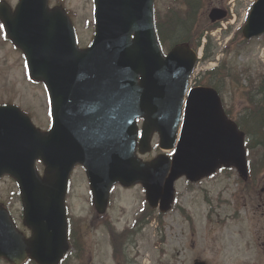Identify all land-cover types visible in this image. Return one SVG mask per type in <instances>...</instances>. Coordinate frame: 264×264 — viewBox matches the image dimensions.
<instances>
[{
    "label": "water",
    "instance_id": "water-1",
    "mask_svg": "<svg viewBox=\"0 0 264 264\" xmlns=\"http://www.w3.org/2000/svg\"><path fill=\"white\" fill-rule=\"evenodd\" d=\"M93 2L95 32L85 49L78 48L61 7L49 9L47 0H19L10 13L0 6L4 29L22 50L29 77L44 83L51 115L49 130L42 132L17 106H0V177L15 179L23 223L31 230L25 237L0 205V258L12 264L27 257L37 264H58L68 251L65 196L77 164L85 170L100 214L115 183L142 184L149 205L160 202L165 212L181 176L195 182L224 166L247 178L245 135L226 116L218 93L195 87L184 103L196 53L189 44L162 53L154 31V0ZM225 15L217 8L209 14L212 21ZM241 33L247 40L264 34V0L253 4ZM138 118L143 119L140 131ZM155 132L160 148L175 147V152L143 161L136 149L149 152ZM36 160L44 165L42 177Z\"/></svg>",
    "mask_w": 264,
    "mask_h": 264
},
{
    "label": "rangeland",
    "instance_id": "rangeland-1",
    "mask_svg": "<svg viewBox=\"0 0 264 264\" xmlns=\"http://www.w3.org/2000/svg\"><path fill=\"white\" fill-rule=\"evenodd\" d=\"M254 2L205 0L199 19L198 27L203 29L209 24L211 8L228 11L222 25L211 33L214 58L198 60L192 83L196 84L195 80L217 62L238 72L241 84L228 80L222 95L232 115L247 104L243 91L248 78L264 77V35L242 41L239 32ZM49 3L63 4L73 18L80 45L89 44L93 33L92 1L49 0ZM154 5L160 16L170 6L182 8L180 0H155ZM198 56L201 58L202 50ZM3 102L15 103L29 112L33 123L43 130L50 124L43 86L28 80L22 54L1 40L0 103ZM155 145L156 136L152 148ZM158 152L155 149L147 157ZM38 168L41 172L42 166ZM258 175L255 178L260 182L254 192L249 184L240 183L233 169L218 171L196 183L182 177L175 182L172 209L162 215L158 210L150 212L145 208V194L140 185L130 188L117 185L111 192L106 213L98 216L85 173L78 167L71 175L66 198L78 248L70 249L63 264H190L194 259H203L206 264H264V191H260L264 188V172L261 177ZM16 192L12 179H0V201L7 204L19 228L26 231ZM142 214L143 218L137 221ZM0 264L9 263L1 260Z\"/></svg>",
    "mask_w": 264,
    "mask_h": 264
},
{
    "label": "trees",
    "instance_id": "trees-1",
    "mask_svg": "<svg viewBox=\"0 0 264 264\" xmlns=\"http://www.w3.org/2000/svg\"><path fill=\"white\" fill-rule=\"evenodd\" d=\"M184 3L188 7V12L185 16L177 15V17L170 18L167 21L169 22L167 26L161 24V28H158L159 40L164 47L180 42H189L194 48L200 46L205 31L204 28H198L199 13L203 6V1L184 0ZM212 27L215 26L210 25L207 28L210 30ZM211 50L212 39L207 35V42L203 50V60L212 57ZM224 65L225 63L221 62L214 69L207 71L200 79V82L207 83L222 94L227 88L228 80L241 84L238 72H233L231 68L229 69ZM243 94L247 104L242 110L235 117H233L229 109H226V113L229 117L235 118L238 127L247 137L246 149L249 156L250 175L255 178L256 174H259L258 176L261 177L260 174L264 172V77L248 78ZM75 237L74 230H70L71 246L77 249Z\"/></svg>",
    "mask_w": 264,
    "mask_h": 264
},
{
    "label": "flooded vegetation",
    "instance_id": "flooded-vegetation-1",
    "mask_svg": "<svg viewBox=\"0 0 264 264\" xmlns=\"http://www.w3.org/2000/svg\"><path fill=\"white\" fill-rule=\"evenodd\" d=\"M17 1L18 0H0V3H5V4L9 5V8L14 9L16 7ZM1 40L3 41L5 46L8 45L11 48H13L10 40L8 39L7 35L4 32L2 23L0 21V43H1ZM250 190H252L254 192V191H256V188L255 187H251ZM261 191H263V190L261 189Z\"/></svg>",
    "mask_w": 264,
    "mask_h": 264
}]
</instances>
